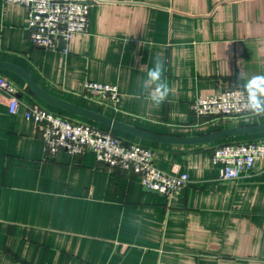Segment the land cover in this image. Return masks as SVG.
<instances>
[{
	"label": "crops",
	"instance_id": "crops-1",
	"mask_svg": "<svg viewBox=\"0 0 264 264\" xmlns=\"http://www.w3.org/2000/svg\"><path fill=\"white\" fill-rule=\"evenodd\" d=\"M89 32L69 53L36 47L28 8L0 0V61L48 94L139 131L172 138L264 124V116L196 117L191 104L264 74V0H91ZM156 57L171 88L154 107L139 84ZM144 66V67H142ZM11 113L0 91V264H264V164L237 182L220 178L219 146L264 139V131L208 143L156 141L114 130L42 101L24 78ZM88 82L116 86L115 105L85 97ZM38 105L154 151L165 172L191 183L172 197L139 176L109 170L93 153L49 158L26 118Z\"/></svg>",
	"mask_w": 264,
	"mask_h": 264
},
{
	"label": "built area",
	"instance_id": "built-area-1",
	"mask_svg": "<svg viewBox=\"0 0 264 264\" xmlns=\"http://www.w3.org/2000/svg\"><path fill=\"white\" fill-rule=\"evenodd\" d=\"M23 5L29 11V34L32 43L48 51L69 53V46L77 34L89 32L91 0H3ZM0 91L9 99L12 114L19 109L16 86L0 75ZM85 97L116 104L120 100L116 86L88 82ZM26 118L41 131L47 157L60 152L71 157L93 153L97 161L111 171L139 176L142 185L165 197L188 187L187 173H170L154 163V151L138 143H127L110 131L92 124L73 122L38 105L26 107ZM191 109L196 117L220 119L245 117L251 113L245 107L243 89L233 85L223 91L199 97ZM213 160L221 166L223 181L237 182L246 177L258 161L264 164V139L231 142L216 148Z\"/></svg>",
	"mask_w": 264,
	"mask_h": 264
},
{
	"label": "water",
	"instance_id": "water-1",
	"mask_svg": "<svg viewBox=\"0 0 264 264\" xmlns=\"http://www.w3.org/2000/svg\"><path fill=\"white\" fill-rule=\"evenodd\" d=\"M0 69L12 71L14 73H17L18 75L22 76L24 80L28 83L30 88L33 90V92L45 103L52 107H56L68 112H71L75 115H78L80 117L86 118L90 121H93L95 123H99L102 125H105L107 127H110L114 130H120L124 131L133 135H136L140 138L144 139H153L156 141H173L178 143H208L212 141H216L223 138H228L232 136H241V135H250L255 134L259 132L264 131V124L257 126V127H249V128H230V129H224L206 136L202 137H194V138H172V137H162L157 135L148 134L142 131H139L133 127H129L123 123H120L119 121H116L112 118L106 117L104 115H101L99 113L81 108L79 106L73 105L69 102L63 101L61 99H58L47 92H45L41 87H39L35 81L22 69L11 65L9 63L1 62L0 61ZM149 190V189H148ZM151 191V190H150ZM154 192V191H152ZM156 193V192H155Z\"/></svg>",
	"mask_w": 264,
	"mask_h": 264
},
{
	"label": "clouds",
	"instance_id": "clouds-1",
	"mask_svg": "<svg viewBox=\"0 0 264 264\" xmlns=\"http://www.w3.org/2000/svg\"><path fill=\"white\" fill-rule=\"evenodd\" d=\"M165 71L164 62L156 57L140 81L137 98L142 96L154 107L162 105L171 93V88L164 75ZM241 87L248 112L256 116H264V74L247 78Z\"/></svg>",
	"mask_w": 264,
	"mask_h": 264
}]
</instances>
